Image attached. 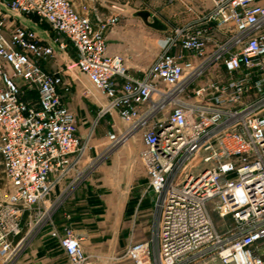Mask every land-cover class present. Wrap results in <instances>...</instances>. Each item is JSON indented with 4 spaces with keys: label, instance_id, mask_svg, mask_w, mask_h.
<instances>
[{
    "label": "built area",
    "instance_id": "built-area-1",
    "mask_svg": "<svg viewBox=\"0 0 264 264\" xmlns=\"http://www.w3.org/2000/svg\"><path fill=\"white\" fill-rule=\"evenodd\" d=\"M29 16L48 30L6 25ZM117 22L116 11L103 15L86 2L0 0L2 262L19 249L24 214H39L54 188L78 174L94 125L113 115L125 126L106 132L109 146L139 134L159 219L148 239L124 247L126 259L264 264V0H211L194 23L171 27L139 75L106 53ZM56 55L67 59L47 70L43 63ZM74 83L98 103L83 137L65 104ZM213 200L229 219L223 231L210 216ZM49 236L69 264H94L69 227Z\"/></svg>",
    "mask_w": 264,
    "mask_h": 264
},
{
    "label": "crops",
    "instance_id": "crops-1",
    "mask_svg": "<svg viewBox=\"0 0 264 264\" xmlns=\"http://www.w3.org/2000/svg\"><path fill=\"white\" fill-rule=\"evenodd\" d=\"M149 1L157 2L159 11L163 13L164 33H168L171 27L194 23L211 6V0H130L128 3L110 0L108 11L114 10L118 13V22L106 33V53L119 56L122 64L132 75H139L141 70L153 60L145 59L144 49L148 43L142 36L141 25L133 21L136 12L143 10L144 5ZM100 6L102 5L97 3L95 10L102 14L104 10ZM13 21H19L36 30H48L46 23L38 22L32 16L21 17L19 20L7 18L6 25H10ZM49 34L52 35L50 32ZM73 56V50L69 49L68 59ZM65 59L67 57L63 55H56L43 63V66L53 71L61 67ZM77 84L79 83L72 84L71 92L65 98V104L80 122L76 115L80 109ZM76 126L77 133L83 137L88 131L89 123H76ZM128 139L114 147L102 161L94 164L91 162L97 153L95 147L91 146L93 145L91 135L88 140L89 148L78 165V174L64 179L43 204L37 207L40 212L43 211L40 218L37 219L40 212L24 214L22 226L31 222L28 230L21 235L22 241H26L27 245L13 259V264H69L62 250L49 236L50 230L55 229L60 232L65 226L70 227L80 238L82 250L91 263L132 264L123 256V249L130 242L145 239V232L149 231L147 225L149 209L153 205L154 198L147 190V176L139 159L141 142L133 147ZM102 144L106 146L107 142ZM104 148L106 149L103 146L102 149ZM102 149L100 148V151ZM90 151L93 153L90 154ZM116 169L124 170L122 177L126 182L125 199L128 205L126 212L117 209L114 210V214L105 217L104 200H117L120 197L117 194L118 189L112 185V174H110V171ZM136 218L140 219H137L134 229ZM220 221L224 225L229 223L227 217L224 222ZM30 230L31 235L26 239Z\"/></svg>",
    "mask_w": 264,
    "mask_h": 264
},
{
    "label": "rangeland",
    "instance_id": "rangeland-1",
    "mask_svg": "<svg viewBox=\"0 0 264 264\" xmlns=\"http://www.w3.org/2000/svg\"><path fill=\"white\" fill-rule=\"evenodd\" d=\"M73 6H77L79 3L81 2H86L88 3L90 6L92 7H96L97 3H100L102 6V9L104 10L103 13L101 11V13L103 15L108 14V10H110V0H69ZM114 1V0H113ZM115 3V2H112ZM117 4V3H115ZM144 11L148 12V17L146 18V21H143L138 15H136L133 19V21L138 25H141V29H142V36L143 38L147 41L148 45L147 47L144 49V57L145 59H153L156 51L158 49H160L164 38L167 36L168 33H164L163 32V22H162V18H163V13L159 11V6L157 4V2L155 1H149L144 5ZM112 10V9H111ZM108 11V12H107ZM98 13H100L98 11ZM155 22V23H154ZM78 86V90H79V112L76 114L78 119H80V122L77 121V123H89V126L92 122V120L94 119V113L96 112L98 103L95 99H93L92 97H88L85 96L81 89H80V85L77 84ZM125 126V124L123 122H121L117 117L111 115H104L103 117H101L98 122L94 125V129L92 132V136H93V140H92V147H95V152L97 153L96 157L92 160L91 163H98L100 161H102L105 157H107L108 153L116 146L114 147H110L109 146V142L106 138V132L108 130H117V129H122ZM102 142L106 143L102 144ZM128 142L131 146H136L138 145V142H140L139 139V134L135 133L133 135L130 136V139H128ZM104 147H106V149H102ZM100 148L102 149L100 151ZM93 153V151H90V154ZM84 159V157H82ZM80 164V162H79ZM78 164V165H79ZM113 169V168H112ZM118 172V174H117ZM120 172V173H119ZM124 170H112L110 171V174H112L111 179H112V185L118 189V196L120 195V197L117 200L112 199L111 201H106L104 200L103 202V213L106 216H110V214H114V210H121L123 209L124 212H126L127 209V201L125 199V194H126V182L125 179H123L122 175H123ZM75 176V173L73 174ZM148 190V188H147ZM149 191V190H148ZM7 194V186L5 183V179L4 176L2 174L1 171V166H0V201L2 199H4L6 197ZM150 194H152L150 192ZM153 198H154V202L152 207L149 209V215H148V229L149 231L145 232V239H148L153 233L154 231H156L157 229V225H158V211L155 209V196L152 194ZM215 200L211 201V203L208 206V209L210 211V216L212 218L214 227L216 228L217 231H223L225 228V225L220 221L221 219L219 218V216L217 215V210H216V206H215ZM137 219L140 218H136L135 222H134V229L136 227L135 223L137 222ZM31 223V222H30ZM29 224H24L21 227V231L19 233V237H21V235H23L26 230H28L29 228ZM68 227V226H65ZM70 228V227H69ZM71 229V228H70ZM72 230V229H71ZM74 233V232H73ZM31 235V230L29 232H27L26 235V239L29 238V236ZM27 245V242L24 240L21 241V244L19 246V249L17 251V253L15 254V256L9 261V262H2L1 258H0V264H13V259L19 254L21 253V251H23L25 249ZM124 250V249H123ZM128 260V259H127ZM191 264H224L221 261H219L216 257L210 256V257H206L204 259H200L198 261H195Z\"/></svg>",
    "mask_w": 264,
    "mask_h": 264
},
{
    "label": "water",
    "instance_id": "water-1",
    "mask_svg": "<svg viewBox=\"0 0 264 264\" xmlns=\"http://www.w3.org/2000/svg\"><path fill=\"white\" fill-rule=\"evenodd\" d=\"M136 15H138L143 21H146V18L148 17V12L144 10H140L136 12Z\"/></svg>",
    "mask_w": 264,
    "mask_h": 264
}]
</instances>
